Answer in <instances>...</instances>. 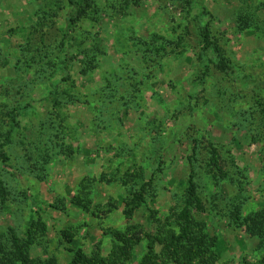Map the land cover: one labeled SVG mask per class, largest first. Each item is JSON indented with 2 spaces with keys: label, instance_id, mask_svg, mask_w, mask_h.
Segmentation results:
<instances>
[{
  "label": "rangeland",
  "instance_id": "1",
  "mask_svg": "<svg viewBox=\"0 0 264 264\" xmlns=\"http://www.w3.org/2000/svg\"><path fill=\"white\" fill-rule=\"evenodd\" d=\"M80 3L0 0V264L10 228L41 264H175L187 208L211 263L264 264V0Z\"/></svg>",
  "mask_w": 264,
  "mask_h": 264
},
{
  "label": "trees",
  "instance_id": "2",
  "mask_svg": "<svg viewBox=\"0 0 264 264\" xmlns=\"http://www.w3.org/2000/svg\"><path fill=\"white\" fill-rule=\"evenodd\" d=\"M72 8L68 12V27L76 20L78 15L81 13V3L80 0H69ZM205 49L214 48L215 52L221 55L222 49L214 43L211 39L210 34L206 32L204 34ZM219 68L227 71L229 68L228 61L226 58L222 57L220 59ZM3 151H2V154ZM7 157H5L6 159ZM212 162L218 168L222 170L217 161L216 153L212 157ZM193 183V182H191ZM195 189L191 188L189 191V203L194 207H201L202 202L194 192ZM202 208V207H201ZM186 216V217H185ZM185 217V222L175 223L180 227V231H177L172 228H168L167 231H164V235L159 239V242L162 244V255L161 257L165 263L173 262L175 264H213L211 260L216 261V255L214 252V247L217 246V239L210 237L206 233L198 234L195 232L194 227H203L204 224L198 223L191 217V210L186 209L184 213L179 214L180 220ZM261 214H253L246 218L252 227L264 237V227L263 222L260 220ZM12 234V245L14 247V258L20 264H41L39 260L32 259L28 253V246L22 242L21 238L15 233L13 228L9 229ZM124 242L123 247L117 249L121 251L123 255H126V258L130 256V252L133 248V243L130 240L125 242L124 239H121ZM152 248V247H151ZM150 260V259H149ZM85 261L84 257L81 254H77L72 264H82ZM46 264H56L55 260H50ZM90 264V263H87ZM100 264H109V263H100ZM120 264H124L120 262Z\"/></svg>",
  "mask_w": 264,
  "mask_h": 264
}]
</instances>
